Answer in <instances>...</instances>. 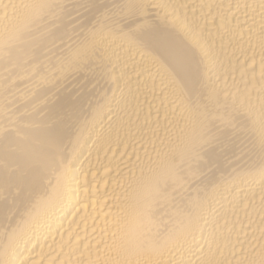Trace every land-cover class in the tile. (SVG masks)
Returning <instances> with one entry per match:
<instances>
[{
  "label": "bare ground",
  "instance_id": "6f19581e",
  "mask_svg": "<svg viewBox=\"0 0 264 264\" xmlns=\"http://www.w3.org/2000/svg\"><path fill=\"white\" fill-rule=\"evenodd\" d=\"M0 264H264V0H0Z\"/></svg>",
  "mask_w": 264,
  "mask_h": 264
}]
</instances>
